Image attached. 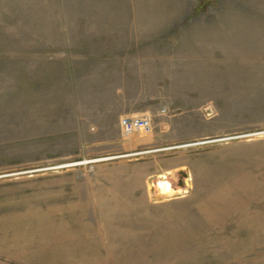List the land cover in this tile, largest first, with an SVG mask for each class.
<instances>
[{"label":"rangeland","instance_id":"374dc122","mask_svg":"<svg viewBox=\"0 0 264 264\" xmlns=\"http://www.w3.org/2000/svg\"><path fill=\"white\" fill-rule=\"evenodd\" d=\"M0 264H264V0H0Z\"/></svg>","mask_w":264,"mask_h":264},{"label":"built area","instance_id":"2783aa9c","mask_svg":"<svg viewBox=\"0 0 264 264\" xmlns=\"http://www.w3.org/2000/svg\"><path fill=\"white\" fill-rule=\"evenodd\" d=\"M120 125L124 135H131L138 131L148 133L152 130V121L149 116L124 118Z\"/></svg>","mask_w":264,"mask_h":264},{"label":"water","instance_id":"95a60500","mask_svg":"<svg viewBox=\"0 0 264 264\" xmlns=\"http://www.w3.org/2000/svg\"><path fill=\"white\" fill-rule=\"evenodd\" d=\"M180 175H181V180L179 182V185L180 186H184L185 185L184 179L188 177V174L186 172H184V171H181Z\"/></svg>","mask_w":264,"mask_h":264},{"label":"bare ground","instance_id":"6f19581e","mask_svg":"<svg viewBox=\"0 0 264 264\" xmlns=\"http://www.w3.org/2000/svg\"><path fill=\"white\" fill-rule=\"evenodd\" d=\"M90 163H91V162H90ZM70 165H72V164H70ZM70 165H69V166H70Z\"/></svg>","mask_w":264,"mask_h":264}]
</instances>
